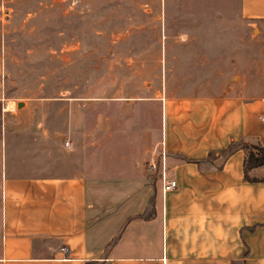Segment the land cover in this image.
I'll return each instance as SVG.
<instances>
[{"label": "crops", "instance_id": "0c3cea01", "mask_svg": "<svg viewBox=\"0 0 264 264\" xmlns=\"http://www.w3.org/2000/svg\"><path fill=\"white\" fill-rule=\"evenodd\" d=\"M95 102L0 95V264H264V86Z\"/></svg>", "mask_w": 264, "mask_h": 264}, {"label": "rangeland", "instance_id": "374dc122", "mask_svg": "<svg viewBox=\"0 0 264 264\" xmlns=\"http://www.w3.org/2000/svg\"><path fill=\"white\" fill-rule=\"evenodd\" d=\"M263 86L264 21L243 19L240 0H0L3 99L108 104Z\"/></svg>", "mask_w": 264, "mask_h": 264}, {"label": "trees", "instance_id": "16d2710c", "mask_svg": "<svg viewBox=\"0 0 264 264\" xmlns=\"http://www.w3.org/2000/svg\"><path fill=\"white\" fill-rule=\"evenodd\" d=\"M238 149H241L246 153L243 164L245 180L248 182L264 181V177L260 180H257L251 178L249 175L253 169L264 165V147L260 146L259 144H231L227 149L222 151V155L228 156Z\"/></svg>", "mask_w": 264, "mask_h": 264}, {"label": "built area", "instance_id": "2783aa9c", "mask_svg": "<svg viewBox=\"0 0 264 264\" xmlns=\"http://www.w3.org/2000/svg\"><path fill=\"white\" fill-rule=\"evenodd\" d=\"M65 146H69L68 142L65 143ZM153 170L156 169L155 166H152L151 167ZM176 188V181L173 180V179H168L164 182V184L162 185V194H165L167 192H171L173 190H175ZM60 252L63 254V255H68L69 253V249L68 248H61L60 249Z\"/></svg>", "mask_w": 264, "mask_h": 264}, {"label": "water", "instance_id": "95a60500", "mask_svg": "<svg viewBox=\"0 0 264 264\" xmlns=\"http://www.w3.org/2000/svg\"><path fill=\"white\" fill-rule=\"evenodd\" d=\"M21 106H22V104H19V105H18V107H21Z\"/></svg>", "mask_w": 264, "mask_h": 264}]
</instances>
